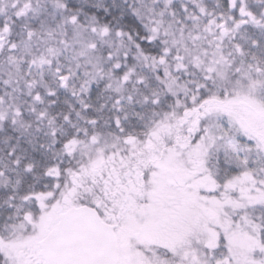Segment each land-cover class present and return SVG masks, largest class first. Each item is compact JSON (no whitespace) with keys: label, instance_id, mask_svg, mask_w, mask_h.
<instances>
[{"label":"snow or ice","instance_id":"obj_1","mask_svg":"<svg viewBox=\"0 0 264 264\" xmlns=\"http://www.w3.org/2000/svg\"><path fill=\"white\" fill-rule=\"evenodd\" d=\"M0 264H264V0H0Z\"/></svg>","mask_w":264,"mask_h":264}]
</instances>
